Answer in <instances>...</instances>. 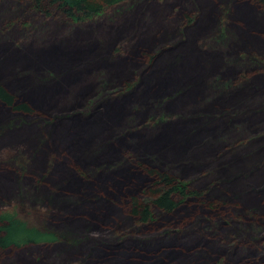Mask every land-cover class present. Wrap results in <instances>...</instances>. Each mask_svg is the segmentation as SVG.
Returning a JSON list of instances; mask_svg holds the SVG:
<instances>
[{
    "label": "trees",
    "instance_id": "obj_1",
    "mask_svg": "<svg viewBox=\"0 0 264 264\" xmlns=\"http://www.w3.org/2000/svg\"><path fill=\"white\" fill-rule=\"evenodd\" d=\"M14 1L19 6H26L27 10L31 11V13L33 12L34 14L40 15L45 19L55 18L63 22L78 25L99 20L109 10L126 2V0ZM190 1L191 0H189V3ZM199 1L203 10H200L197 1H194L193 3L191 1V3L188 4L185 0H174L175 4L180 5L178 13V16L180 17L171 16L167 20H163L164 14L168 9L167 7L160 10L157 6L151 5L149 10L154 13H152L154 22L150 25L144 24L133 32L136 33L134 38L135 47L141 45L143 46V49H148L154 46L153 51H144L143 57L147 62L146 70L142 73H138V80L135 83L127 82L126 84H123L122 87L124 90H122V92L117 95H110L108 94V91L113 89L109 87L108 77L121 79L127 75L125 72L127 66L131 64L135 65L139 62H137L138 60L136 61L133 58H130L126 61H122L115 68L109 69V72H107V68L103 67L102 69H106L107 75L104 74V72L101 76H98L100 81L97 87L98 91L95 96L91 97V102L87 101L84 106H81V102L79 101L87 97L86 95L90 92L93 84L89 80L87 76L88 74L83 71V66L85 64H78L77 61V64H73L72 56H80L81 54H91V56H93L95 42L87 44V46H76L73 49L74 45H76L75 42L81 43L83 41L82 39H90L89 34L84 33L80 37H76V39H74L75 42L73 40L67 41L64 39L61 40L62 43L59 45L54 44L53 46L39 49L37 53L40 55L36 58L33 56L34 54L29 53V51H18L16 54H7V52L3 53L0 49V111L4 112V115H9L13 118L9 122L0 126V140L3 139L6 134L17 132L23 133L24 130L29 131L28 129H33V127L34 131L35 129H50L49 131L52 132V138L56 131L62 128L60 131L65 132L64 136H67L70 140L68 143L70 154H67L64 151L60 152L58 155L52 154L48 159L44 173L41 177L37 178V180L32 177L28 171L26 172L30 160L29 163H27L20 151H18L17 155L10 159L7 164L0 165V176L10 175L14 176L16 179L18 185L17 192L21 201L20 205L23 204V201L26 199V194L28 195L29 193L26 188L23 190V188L20 187V183H29L32 178H34L32 184L35 187L36 193H38L37 191H42L49 187L47 184L48 180H54L52 176L56 173L58 167L63 169L59 172L60 175L62 173L63 175L64 173H68L71 176V179L79 180L77 178L78 175L74 174L73 171V161L78 160L79 164L86 166L88 163L95 162V160H99L100 158L101 160H106L108 159L106 157L117 155L118 145L125 141H131V147L135 149V153H130L131 155L127 154L129 159L125 158V160L128 159L127 163H134L138 167L140 174L134 170H131V172L139 177L141 175L148 177L150 180V184L145 186L140 194H132L131 192L136 188L138 182L136 180H124V177H119L118 171L120 169V163L122 164L123 160L122 162L111 166L101 165L94 170V173L87 170H80L79 173L81 175L79 177L86 186V189L73 191L75 187H73L71 183L68 181L61 182L60 180L59 187L51 189L50 195L46 200L49 205L48 212L45 214L47 217L45 223H51L50 225L53 227L59 226L64 227L65 229H70L74 226H83L85 227V235L81 237V239L73 240L72 237H70L71 231L56 233L53 231L41 230L30 226L26 221L19 218L15 211L6 212L0 214L1 250L10 248L20 249L31 244H69L72 243V241L75 242L73 245L78 249L81 246H84L88 238L93 237L91 234L90 236L88 234L92 233V230L98 228L100 224L99 221L107 218L108 211L106 213V210H108L109 206L117 210L119 209L125 217L134 221L137 227L147 229V227L155 226L157 223L155 212L174 218L182 215L185 211H191L189 208V202L193 199L200 202L201 205L204 200V193L191 190L187 183L181 181L173 173L175 169L174 167L178 166L179 163L173 164L166 161L171 154H167V149L173 147V155L179 152L177 151L178 149L197 150L199 151L198 154L202 152V155L204 152L210 151L207 150L206 143L213 144L208 146V149H211V147L213 148L216 144H221V146H223V144H226L228 139H230V137H228L230 134L237 133V131L249 133L252 128L247 125L248 123L258 125V122L264 118V88H262V85L264 84V56H259L253 52L248 56L243 57L244 61L246 60L250 66L260 68L254 70L251 75L244 73V62H239V64L227 62L225 65L227 68L233 64L231 70L227 72L228 74H234L237 68L241 70L239 73V80L223 81L220 76H217L211 77L210 81L206 83L205 79L210 77V74L218 69L221 56L219 53H217V55L208 53L206 51L207 45L204 43L201 44L199 42L197 46L195 39L212 27V23L217 15V1H219L221 4L223 3L222 6H220L221 15L220 17L218 16L219 18L223 19L224 17H227L230 21L231 17L237 15L235 18L242 22L236 23L241 33L240 38L242 44L240 46L245 50L248 49L251 51L257 49L261 50V47L263 49L264 0H248L247 2L245 0ZM197 5L199 10H197V16L194 17L191 14L192 12H190V7H196ZM137 24L136 21L134 27H137ZM125 32H129V28L121 30L117 29L116 32L107 36L109 39H113ZM225 32L226 30L224 33ZM223 38L224 35H221V39ZM137 40L138 42L136 43ZM101 48H103V46H101ZM235 48L236 45H233L231 49L234 50ZM72 51L73 53H71ZM262 51L264 52V50ZM15 61L18 62L15 63ZM28 63L33 65L36 63V66L33 68L39 73L43 70L44 72L50 71V68L56 69L54 78L47 77L49 80L45 81L42 77L38 76L34 80L31 79L30 76L24 77L25 73L21 71L18 72L19 69L16 70L18 74H14L12 83L7 82V77H2L4 75L3 73L10 71L13 64L25 66ZM92 64H94V62ZM108 64L110 63H106L103 58H100L96 65ZM233 66L237 68H233ZM16 67L18 68V66ZM150 73V80L146 83L147 78L145 79V77L148 75L150 76ZM22 80H24L26 84H29V82L34 83L31 87L23 88L24 85L22 86ZM71 83H73V86L71 87L72 90L70 92L69 85H72ZM183 84L185 85L180 90H177V92H175L168 100H175V102H179L183 107L186 103L190 106L191 103L195 104L197 97L203 95L202 92H206V86H209L215 89L218 94L223 95V97L226 98L222 100L221 103H218L220 107L236 101V98L231 97L237 95H239L240 98L244 97L243 100H247V105H240L241 107L238 109L233 106L226 109L224 113H227V119L221 120L225 122V126L221 123L220 125L212 124L210 128L204 129L203 125L198 123L200 126L192 128L188 135L185 138L183 137V140L178 139L179 135H177V133L185 128V125H195L197 122V115L195 116L196 118H192L189 117L191 115L185 114V116L180 119L181 124H173L174 126L170 125L171 119H168L167 116L149 117L147 126L150 128L162 126V131L151 141H146L143 136H140L142 140L138 142L136 139L138 133L132 131L134 128L122 131L119 134L116 133L110 140H105L103 139L104 137L101 136L103 135V132L106 133L110 131L117 123H119L122 114L129 109L127 108V104L130 102H134L132 104L133 107L129 109V112L132 113L131 117L135 119L137 115L144 112L143 110L146 105L141 103V101L145 99L146 94L150 95L160 90L173 87L174 85L180 86ZM67 91L68 99H65V96H67L65 93ZM129 91L131 92L125 94ZM31 95H33L34 98L30 97ZM59 98L61 99L59 101L60 105L57 106L54 104V101ZM66 100H68V102ZM260 100L261 103H263L260 107L248 109L250 105L249 102L256 105ZM36 107L45 111L47 117L41 116L42 114H40V117L36 111ZM207 108L209 109V107ZM195 109L196 107L192 108V110ZM17 117L28 118L31 120L28 122L19 121V123H15V118ZM261 117L262 119H260ZM234 120H240L242 123L233 126L234 123L237 122ZM232 121L234 122L231 124ZM66 126H68V128ZM224 127H226L225 130H223ZM36 132L43 136L37 139L38 144L32 157H38L39 159L41 155L39 149L43 151L46 149L44 151L45 154H47V149L48 151L52 150L47 148L52 139L50 133L44 134L43 130ZM215 132H218L219 136L217 137L219 138L217 139L216 137L214 141L213 137ZM204 134H207L208 136L201 139L204 137ZM99 135L101 136L102 141L104 140L103 144L98 145V148L88 157L87 161H84L83 159L80 161L77 159V156L80 153L89 151L87 148V142ZM106 136L107 135H105V137ZM32 143L33 142H31V144ZM170 144L172 147H170ZM148 146L154 149L163 148V150H159V155H166L165 159L157 155H153L151 158L146 157L147 154L142 153L144 152L142 147L145 148ZM194 153L195 152H189L188 155ZM219 155L214 158H218ZM43 159L44 157L41 155V166L44 164ZM16 163L18 164L17 168H14L13 165L15 166ZM243 164L247 166L250 163L246 160ZM244 165H242L241 168H243ZM229 174L230 173H228L226 177H228ZM254 174L256 175L253 180L257 181L256 185L262 183L264 180V167L260 170L258 169ZM108 180L113 181V183H116L117 185H112L110 182L106 183ZM240 183L241 182H237L238 186H235L237 188L233 186V191L240 188ZM128 192L129 197L126 199L125 209L123 210H121L119 206L111 203L108 198V196L114 197L117 196L118 193ZM215 193L216 194L214 195L216 197H221L220 192ZM226 196H229V194L226 193ZM245 202L247 206L252 207V205L255 204L257 206L259 205L264 210V187L261 188V186H259L251 190V193ZM102 204H104V207L100 209L99 206ZM223 205L226 207L229 206L225 203ZM207 207L211 210H219L221 205H217L216 202H210L207 204ZM80 211L83 213H79ZM251 214L255 215L256 213L250 211L248 216ZM259 219L260 223L264 221V217H259ZM112 220L114 223H117L115 219ZM189 220V222L183 227L184 231H186L189 226L195 228L196 226L199 227L204 224L199 211L194 212ZM213 227H215V230H213L214 234V231H216L218 227L217 225H214ZM88 231L89 233H87ZM184 231L182 234L178 235L169 231L164 232L163 235L161 234L163 238L168 239L166 241H171L176 237L178 241L177 244L180 247L179 251L173 249V251L168 249L163 250L164 253L162 255L159 253L158 256H153L152 254L156 253L157 250L159 251L163 249L165 245H162L161 248H158L157 250L153 249L152 247L156 244L154 243L156 240L149 241V238L133 240L135 233H130L132 237L125 236L127 238L126 242H135L138 246V249H135L128 247L125 241L121 242V237L118 233H114L116 245H113L116 246V250L99 260L94 257L92 258V253H89L84 256L79 264H86L87 262H90V264H175L178 262L181 263L182 261H185L188 264H209V260L213 257V253L209 249L226 245L230 253L228 259L222 264H235L237 261H240L239 264L244 262L245 264H262L264 262V254L257 259L253 256L252 261H250L247 258L248 255H239L241 257L236 255L238 249H240L237 245L232 246L227 242L218 243L217 239L211 241L207 238V235H203L204 241L208 240L204 245L200 248L192 249V246L189 247L191 244H182L181 236L190 233L188 230L186 233ZM201 231V233H203L205 230L202 229ZM239 233H245V226L240 228ZM171 246L174 247V245ZM244 246V249H248L249 252L251 251V248L255 247L252 244H244ZM168 247H170V245L167 246V248ZM255 249L258 252L263 251V249L257 247H255ZM130 257H134V259ZM260 258L261 260H259ZM34 262L37 263L36 260ZM39 263L47 264L45 263V260H42Z\"/></svg>",
    "mask_w": 264,
    "mask_h": 264
},
{
    "label": "rangeland",
    "instance_id": "obj_2",
    "mask_svg": "<svg viewBox=\"0 0 264 264\" xmlns=\"http://www.w3.org/2000/svg\"><path fill=\"white\" fill-rule=\"evenodd\" d=\"M185 1H187L188 4H190L191 1L192 3L197 1L200 10H203V7L199 4V0H191L190 3L189 0ZM245 1L247 2L248 0ZM217 2V15L212 23V27H210L207 32L195 39L197 46L199 42L201 44L204 43L207 45L206 51L208 53H212L213 55H217V53H219L221 56V59H219L218 69L212 72L210 77L205 79L206 83L210 81L211 77L217 76H220L221 80L223 81L239 80V73L241 70H239L237 67L233 66V68H237L234 74L230 75L227 73L229 70H231L233 64H239V62H244V73L251 75L254 70H258L260 68L250 66L246 60L244 61L243 57H246L253 52L259 56H264V52L262 51L264 48L262 49V47L261 50L257 49L251 51L247 49V51L240 46L242 44V40L240 38L241 33L236 23L242 22L235 18L237 15L231 17L230 21L227 17H224L223 19L219 18L221 15L220 6H222L223 3L221 4V2ZM151 5L157 6V8L160 10H162L164 7L168 8L164 14L163 20H167L171 16L175 17L179 15L178 13L180 10V5L175 4L174 0H126V2L122 5L109 10L101 19L78 25L63 22L55 18L45 19L40 15L34 14L33 12L31 13V11L27 10L26 6H19L14 0H0V49L3 53L7 52V54H16L18 51H29V53L34 54L33 56L36 58L40 55L37 53L39 49L53 46L54 44L59 45L62 43L61 40L64 39L67 41H74L76 37H80L84 33L89 34L90 39H87L88 41L84 39H82L83 41L81 43H76L74 41L76 45H74L73 49L76 46H87V44L95 42L93 47V56H91V54L72 56L73 64H75L76 61L78 64H85L83 66V71L88 74L87 76L93 84L91 86L92 88L90 89V92L88 93L89 95L87 94V97L85 96L86 98L79 101L81 102V106H84L87 101L91 102V97L95 96L97 93V87L100 82L98 76H101V74L104 72V74H106L105 68H107V72H109V69L115 68L119 63L130 58H133L136 61L138 60L137 62H139L135 65L131 64L127 66L125 69L127 75L121 79L108 77L109 87L113 89L108 91V94L110 95H117L122 92V90H124L122 86L127 82L135 83L138 80V73H142L144 70H146L145 68L147 66V62L145 61L143 54L144 51H153L154 46L148 49H143V46L141 45L135 47L134 38L136 33L133 32L144 24L150 25L154 22V18H152L153 12L149 10ZM198 5L196 7H190V12H192L191 14L194 17L197 16V10H199ZM136 21L138 24L137 27H134ZM126 28H129V32L118 35L113 39H109L107 36L116 32L117 29L121 30ZM225 30L226 35L224 33ZM221 35H224L223 39H221ZM137 42L138 40L136 43ZM233 45H236L234 50L231 49ZM101 46H103V48H101ZM71 53H73V51ZM100 58H103L106 63L109 62L110 64L96 65L98 59ZM17 62L18 61H15V63ZM93 62L94 64H92ZM227 62H232L233 64L227 68L225 67ZM18 64H13L10 71L3 73L4 75L2 77H7V82L12 83L14 74H18L19 71L25 73L24 77L30 76L31 79L35 80L36 77L40 76L45 81L49 80L47 77L54 78L56 73V69L52 68H50V71L44 72L43 70L39 73L35 68H33L36 66V63L34 65L28 63L25 66H20ZM16 66H18V68ZM103 67L105 68L102 69ZM17 69H19L18 72H16ZM150 77L151 73L150 76L148 75L145 77V79L147 78L146 83L149 82ZM21 83H23L22 86L24 85L23 88H27L31 87L34 82H29V84H26L24 80H22ZM73 83H71L72 85H69L70 92L72 90L71 87L73 86ZM184 85L185 84L180 86L174 85L173 87L160 90L150 95L146 94L145 99L141 101V103L146 105L145 109L143 110L144 112L137 115L135 119L131 117L132 113L129 112V109L133 107L132 104L134 102H130L127 104V108L129 109L122 114L119 123H117L110 131L107 130L108 132H103V135L101 136L104 137L103 139L105 140H110L116 133L119 134L122 131L134 128L132 131H135L134 133H138L136 138L138 142L142 140L140 136H143L146 141H151L158 133L162 131V126L153 128L147 126L149 117L167 116L168 119H171L170 125L174 126L175 124H181L180 119L185 116V114L191 115L189 117L192 118H196L195 116L197 115L198 117L196 118L197 122L195 125H185V128L177 133V135H179V138H177L183 140V137L185 138L192 128L200 126L199 124L203 125L204 129L210 128L212 124L220 125L221 123L225 126V122L221 120L227 119V113H224L226 109L232 106L238 109L241 107L240 105H247V100H243L244 97L240 98V96L237 95L231 97L236 98V101L233 103H227L226 105L220 107L218 103H221V101L226 98H224L223 95L218 94L215 89L209 86H206V92H202L203 95L197 97L195 104L191 103L190 106L186 103L183 107V105L181 106V104L179 102H175V100H168ZM262 86V88H264V84ZM130 92L131 91L125 94ZM65 94L67 96L64 98L68 99V91ZM30 97L34 98L33 95ZM60 100V98L55 99L54 104L59 106ZM66 101L68 102V100ZM249 104L248 109H251L258 108L263 103H261L260 100V102L256 105L252 104V102H249ZM195 107L196 109L192 110V108ZM207 107H209V109ZM36 111L39 116L42 114L41 116L47 117V113H45V111H42L37 107ZM4 114V112L0 111V126L13 119L11 116ZM260 119H262V117ZM30 120L31 119L28 118L17 117L15 118V123H19V121L28 122ZM234 121L237 122H235L233 126H235V124L242 123L240 120ZM234 121H232L231 124ZM247 125L252 128H250L251 130L249 133L237 131V133H233L228 136L230 139H228L226 144H223V146H221V144H216V146L214 145L213 148L211 147V149H208V146L213 144L206 143L207 150L210 151H206L202 155V152L198 154L199 151L197 150L193 151L183 149H178L177 151L179 152L173 155L174 152H172V143L170 144V147L172 148L167 149V154H171L169 156L167 155L168 159L166 161L173 164L179 163L178 166L174 167L175 169L173 173L181 181L187 183L191 190L204 193V200L202 202L204 204L201 203L200 205V202L193 199L191 202H189V208L191 211H185L182 215L176 216L174 218H170L168 216H164L162 213L155 212V215L157 216V223L155 226L147 227V229L137 227L135 222L128 217H125V215L122 214L119 209L117 210L109 206L108 210L105 209L106 213L108 211L107 218L99 221L100 224L98 228L96 230H92V233H89V231L87 232L89 233V236L91 234L93 237L88 238L84 246L76 249L73 245L75 242L72 241V243L69 244H31L20 249H0V264H41L39 262L42 260H45V263L47 264H79L84 256L89 253H92V258L94 257L95 259L99 260L108 256V254L112 251L116 250L114 233H118V235L121 237V242H126L127 238L125 236L132 237L130 233H135L133 240H140L144 238H149V241L156 240L154 242L156 244L154 245L153 243V249L157 250L158 248H161L162 245H165L163 249L159 251L157 250L156 253L152 254L153 256H158L159 253L162 255L164 253L163 250L166 249L179 251L180 246L177 244L178 241L176 237L171 241H166L168 239L163 238L162 235L166 231L177 235L182 234L184 231L183 227L190 221L189 219L191 218L192 214L197 211L200 212L204 224L199 227L196 226L195 228L189 226L187 230L190 233H186V230L184 231L186 234L181 236L182 244H191L189 247L192 246V249L200 248L205 244V242L208 241H204L203 239V235H207V238H209L211 241L217 239L218 243L227 242L232 246L237 245V247L240 249H238L236 255H248L247 258L250 261H252L253 256L256 257L255 259L263 256L264 221L260 223L259 217H264V210L262 207L255 204L252 205V207L247 206L245 200L249 197L251 190H253L255 187H264V180L258 185H256L257 181L253 180L254 176L256 175L254 173L258 171V169L260 170L262 167H264V118L258 122V125L250 123ZM66 127L68 128V126ZM33 129H28L29 131L24 130L23 133L17 132L6 134V136L0 140V165L7 164L8 161L14 158V156L17 155V152L20 151L27 163H29L30 160L26 172L28 171L30 175H32V177L37 180V178L41 177V175L44 173L47 167L48 159L52 154L58 155L62 151L70 154V148L68 146L70 140L67 136H64L65 132L60 131L62 128L56 131L53 138L51 136L52 132L49 131L50 129L48 128L35 129V131ZM225 129L226 127H224L223 130ZM42 130L44 131V134L50 133L52 140L47 148L52 150L48 151L47 149V154H45L44 151L46 149L44 151L39 149V153H41V155L44 157V164L41 166V155L39 159L38 157L33 158L32 156L33 152L36 151V146L38 144L37 139L43 136L39 135L36 131ZM105 135L107 136L105 137ZM101 136L99 135L96 138L90 139L87 142V148L89 151H86L87 153H80L77 156V159L80 161L81 159L87 161L88 157L94 153L95 149L98 148V145L103 144L104 140L102 141ZM205 136L208 135L204 134V137L201 139L205 138ZM217 136H219L218 132H215L213 140L216 139ZM218 138L219 137H217V139ZM31 142L33 143L31 144ZM130 142L131 141H125L124 143L118 145L117 155L106 157L108 158L106 160H101L100 158L99 160H95V162L88 163L86 166L79 164L78 160L73 161V171L74 174L78 175L77 178L79 180L71 179V176L68 173H64V175L62 173L60 175L59 172L63 169L58 167V171L56 170V173L52 176L54 180H48L47 184L49 187L43 189L42 191H37L38 193H36L35 187L32 184L34 178H32L31 182L29 183H20V187L23 188V190L26 188L29 192L28 195L26 194V202L23 201L22 205H20L21 201L17 192L18 185L14 176H0V214L15 211L18 217L26 221L30 226L56 233H65L71 231L70 237H72L73 240L81 239V237L85 235V227L83 226H74L70 229H65L64 227L59 226L53 227L50 225L51 223H45V219L47 218L45 214L48 212L47 210L49 205L46 200L50 195L51 189L59 187L60 180L61 182L68 181L71 183L72 186L75 187L73 191L86 189V186L79 177L81 175L79 173L80 170H87L94 173V170L101 165L111 166L122 162L123 160L122 164L120 163V169L118 171L119 177H124V180H136L138 183L136 188H134L131 193L140 194L142 189L150 184V180L148 177L143 175L139 177L131 172V170H134L140 174L138 167L134 163H127L129 159L127 154L135 153V149L131 147ZM142 148L145 152L142 153L147 154L146 157L151 158V156L157 155L165 159L166 155H159V150H163V148L154 149L149 146ZM189 152L195 153L188 155ZM217 155H219V157L214 158ZM125 158L128 159L125 160ZM246 160L248 163H250L247 166L243 164L246 162ZM17 165L18 164L16 163V165H13V167L17 168ZM242 165H244L243 168H241ZM228 173L230 174L228 177H226ZM109 182L112 185H117L111 180H108L106 183ZM237 182H241L240 188L236 189V191H233V186H238ZM215 192H220L221 197H216L214 195L216 194ZM226 193H228L229 196H226ZM128 197L129 192L118 193L117 196L114 197L108 196L111 203L119 206L121 210L125 209V203ZM210 202H216L217 205H221L220 209H209L207 204ZM224 203L229 206H224ZM103 207L104 204L99 206L100 209ZM250 211H253L256 214H251L248 216ZM79 213L83 212L80 211ZM112 219H115L117 223H114ZM214 225H217L218 229L214 231L213 234V230H215V227H213ZM242 226H245V233L240 234L239 230ZM202 229L205 230L203 233H201ZM156 238L160 239L161 241ZM244 244H252L257 248L263 249V251L258 252L256 251L255 247H253L249 252L248 249H244ZM126 245L130 248L138 249V246L135 242H126ZM169 245L170 247L167 248ZM171 245H174V247ZM226 246H218L209 249L213 253V257H211L209 260V264H222L228 259L230 252ZM130 258L134 259V257ZM35 260L37 263L34 262ZM259 260H261V258ZM239 262L237 261L235 264H239ZM86 264H90V262H87ZM175 264L188 263L182 261L181 263L178 262ZM241 264H245V262ZM262 264H264V262Z\"/></svg>",
    "mask_w": 264,
    "mask_h": 264
}]
</instances>
